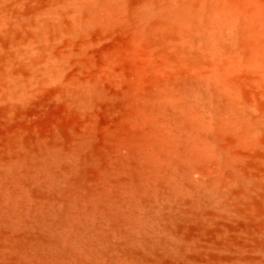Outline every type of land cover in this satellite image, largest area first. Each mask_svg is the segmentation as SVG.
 Instances as JSON below:
<instances>
[{
    "label": "rangeland",
    "instance_id": "obj_1",
    "mask_svg": "<svg viewBox=\"0 0 264 264\" xmlns=\"http://www.w3.org/2000/svg\"><path fill=\"white\" fill-rule=\"evenodd\" d=\"M60 1L0 0V160L50 152L71 163L73 187L109 208L110 244L126 245L125 197L147 192L171 207L166 228L182 241L181 262L264 264V0H177L201 8L205 24L148 12L159 0H100L72 17ZM52 8L47 71L10 66L24 86L7 96L3 57ZM57 19L69 27L55 29ZM214 190L231 208L211 201ZM175 193L190 202L187 214L172 209ZM2 217L0 264H43L23 254L44 229ZM160 253L161 263L176 260Z\"/></svg>",
    "mask_w": 264,
    "mask_h": 264
},
{
    "label": "bare ground",
    "instance_id": "obj_2",
    "mask_svg": "<svg viewBox=\"0 0 264 264\" xmlns=\"http://www.w3.org/2000/svg\"><path fill=\"white\" fill-rule=\"evenodd\" d=\"M99 1L62 0L58 7L67 8L63 9L64 13L67 17H72L79 6L85 5L90 12ZM152 6L164 13H170L184 24L183 20L187 19V22L197 20L205 24V14L199 7L192 11V7L178 4L177 0H159L151 3L148 11L150 13L154 9ZM54 14L52 8L45 14L46 19L40 24L39 33L23 41L11 54L3 57L2 84L7 96L18 95L24 86L23 81L13 74L10 66L16 63L28 67L34 73L47 71V43L53 33ZM58 15L61 14L57 12V17ZM57 20L55 29L69 27L67 20ZM53 155L50 152H36L0 160V225L9 224L2 215L13 216L18 223L35 224L45 231L30 240L34 248L29 254H23L24 251L17 246L13 249L15 253L19 256L23 254L31 263L37 260L43 264H196L194 258L181 262L182 241L166 228L170 218L168 210L170 211L171 207L166 208L162 203L158 204L157 200L148 202L150 200H147L145 195L147 192L140 195L134 192L125 197V206L120 211L126 219V229L120 230L118 235L124 239L126 245L110 244L111 233L107 234L104 230L105 226L113 227L112 215L107 213L109 208L102 207L99 195L87 196L78 192L68 177L71 163L66 165L67 162L65 168L64 163L62 162L61 166V161L57 162ZM163 184L164 182L160 183ZM32 188L46 189L47 192L38 193ZM151 189L156 199L167 201L163 187L154 186ZM260 190L264 198V184L260 186ZM213 193L215 195L212 194L210 199L218 204L220 209L231 208L230 200L222 199L216 190ZM179 195L175 193L176 199L172 209L179 215H184L191 208L190 202L177 198ZM25 198L30 202L25 203ZM160 252L174 256L176 260L174 263H161L158 259L161 257ZM229 264L259 263L249 258L243 259L241 256Z\"/></svg>",
    "mask_w": 264,
    "mask_h": 264
}]
</instances>
